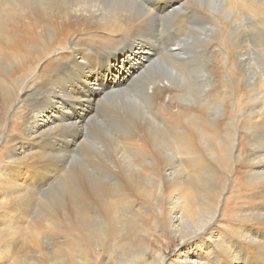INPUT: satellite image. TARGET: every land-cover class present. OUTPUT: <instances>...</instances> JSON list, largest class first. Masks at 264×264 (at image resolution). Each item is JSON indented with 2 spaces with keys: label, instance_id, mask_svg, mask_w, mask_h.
<instances>
[{
  "label": "bare ground",
  "instance_id": "6f19581e",
  "mask_svg": "<svg viewBox=\"0 0 264 264\" xmlns=\"http://www.w3.org/2000/svg\"><path fill=\"white\" fill-rule=\"evenodd\" d=\"M195 17L210 22L193 30L187 22ZM244 17L255 31L262 28L264 0H0V245L14 241L6 234L20 222L36 227L29 247L36 254L12 251L4 258L94 264L96 251H110L122 235L126 241L116 247L122 259L160 264L163 250L135 244L141 200L157 208L160 229L182 239L196 233L213 239L211 225L235 212L264 218V75H253L246 55ZM162 35H172L166 48ZM190 36L207 48L205 90L178 73L192 61L182 51ZM129 67L148 75L144 93L152 111L142 120L127 118L96 152L83 145L91 104H100L103 86L113 93L130 87L138 71L130 76ZM67 75L80 89L65 87ZM70 100L74 114L66 108ZM76 150L84 161L68 168ZM245 183L250 206L238 204ZM250 222L229 225L227 240L211 241L218 257L183 260L250 264L264 257V231L258 238L257 221Z\"/></svg>",
  "mask_w": 264,
  "mask_h": 264
},
{
  "label": "rangeland",
  "instance_id": "374dc122",
  "mask_svg": "<svg viewBox=\"0 0 264 264\" xmlns=\"http://www.w3.org/2000/svg\"><path fill=\"white\" fill-rule=\"evenodd\" d=\"M174 1L175 0H172V2ZM198 3L202 5L201 2L198 1ZM239 18L240 17L237 18L238 21L240 20ZM241 19H243L242 28H244L243 34H244V40H245L244 44L246 45V55L252 67L257 69L256 73H254L253 75L254 76L259 75L258 77H262L264 75L263 73V69H264V43H263L264 42V21L262 24V28L260 29L258 28L257 31H255L253 28L249 27L250 25H252L251 19H249L248 17H244ZM201 20H202V17L191 18V20L187 22V24L189 25L192 23L191 28L193 30L194 28L198 27L201 22H202L201 23L202 25L208 26V23H204L203 21H206V22H210V21L208 20L201 21ZM256 22H257V18H256ZM171 24L173 25L172 21L162 22V25L165 29L168 28L170 31H176L175 27H173ZM187 24H186V27L184 28L186 31L185 30L183 31V35L181 38L182 40L183 38L184 39L186 38L187 33H188ZM203 36H204V40L206 41L211 40V36L209 34H206ZM161 38H162V45L164 48H166L169 45V41L172 38V35H162ZM218 40L219 39L216 40L215 38V40L212 41L213 44L216 43L214 45L212 44L213 45L212 48L218 45ZM155 48H152L153 52H155ZM182 51L185 54H187V56L189 55V58L192 61L190 65H188V67L185 68V70L181 68L179 69V71L177 70L178 73H181L182 71L181 75H184L185 77L187 76L189 80H192L195 83L198 82L199 84H202L205 82V84H207L208 82L206 81V79L210 78V74H209V71L206 65L207 62L205 61L206 55H207V48H205L204 45L197 40V37L190 36V38L187 41V44L184 47V50ZM67 67H69V65ZM128 70L130 72V76L134 75L135 74L134 72L138 71V70L135 71L133 67H129ZM251 78L252 77H249L250 81H251ZM64 79H66V84L64 85L67 89L69 88L68 89L69 91L71 89H75V90L80 89L79 81L77 82L73 80L71 81L68 75L65 76ZM195 79L197 81H195ZM148 80H149V77L145 72L138 71V73H136L134 76L133 83L128 88H127L128 85L122 86L120 88H123V87L124 88L126 87V88L113 93V91H108V90H113V89L108 88L107 90L106 86H103V90L105 92H103V95H101L100 97V104L99 103L91 104L92 109H91L90 114H93V115L84 124V136H85L84 140H86V141H83L84 146L94 149V151L96 152L103 150L101 148L102 146L104 147L103 145L104 140L111 141L113 138H116V136L118 135V132L124 128V122L127 118L142 120L146 116H149V114L152 111V105L150 102L149 94L147 96L144 93L145 91L144 87H146L144 85L147 83ZM125 82L129 83L130 80L128 82L127 80H125ZM125 82L124 84H126ZM262 82L264 83V80ZM103 83H107V82L104 80ZM202 86L204 90L207 88V86H205L204 84H202ZM17 94H18V97H20L21 95L20 90L17 91ZM237 95L238 93L236 94L235 98L233 97V104H236ZM97 97H99V95ZM71 101L72 100H70L68 105H66V108L67 110L70 109V112H68L69 110L67 111L69 114L70 113L74 114L73 105H71L72 104ZM231 101L232 99L230 100V102ZM238 102H237V105H238ZM247 104L242 105V106H244L245 108ZM67 112L63 114L62 116L63 119L66 118V116L64 115ZM5 117L7 120H9L10 115L8 112L6 113ZM41 123H47V121H43V122L41 121ZM3 140L4 139H2V137L0 136V150L2 149L1 146H2ZM100 143L102 144V146ZM68 145L70 149L72 144L69 143ZM92 145L94 146L92 147ZM76 151L77 152L73 151L71 153L72 157L68 159V163H67L68 168H72V169L80 168L84 161L82 157V153L78 150ZM87 166L89 167V169H93L92 166L90 167V164H87ZM245 184L243 186L242 191H240L241 194L239 192L237 195V197H240L238 198L240 200L238 204L243 202V203H246L248 206H250L251 204L248 203V200L251 198L250 197L247 198V195H246V189L248 187V183H245ZM226 194H228V192H226ZM8 196H9L8 194H5L4 198L6 199ZM3 200H4L3 197L0 195V202ZM223 205H224V200L222 199L219 207L222 208ZM35 208H33L34 210L32 209L33 211L31 210L33 212L30 215L31 217L36 212ZM221 208H220V211H221ZM138 209H140V215L143 217V219L139 221L141 224L140 229H137L138 231L137 230L135 231V236H138V239H135V244L149 245V249H152L154 253L159 252V250L160 251L163 250L165 254V258L160 264H196L195 261L194 263H187L183 260V258H186L187 260L196 259L199 262H204L207 257L210 258V260H212L214 256L218 257L219 255L216 254L218 253V250L214 247V241L213 242L211 241L216 240L219 236H222L223 239L227 240V238L231 236L230 232L226 230L227 226L230 225V226L235 227L238 225L240 221L242 222L241 225L247 226L249 225V223H251L250 222L251 220H256L257 223L255 226L259 230L255 231V235L258 238H260V234H261L260 231L261 230L264 231V218H255V216H252V215H242V213L236 214L235 212L234 214L229 215L223 220H216V222L211 225L210 229H211V234H213L212 236L213 239H209L210 236H208L205 233L201 235L196 233L197 235L194 234V235H191L189 237L182 239L179 233L177 234L172 233L168 229H163V230L160 229L159 224L156 223V221H158L157 220L158 212H157V208L154 207L153 202L146 204L141 200L138 206ZM216 217H217L216 219H218L219 217L218 213L216 214ZM3 227H5V224L2 223V221H0V229ZM17 227L19 230L17 229V231L7 232L6 238H5L6 241L8 242L12 240L14 241L11 242L10 244H7L6 248H2V246L0 245V264H11V260L8 259L7 257L4 258V256H8V254L12 251L14 252H25L26 251L28 253L36 254V251H33L31 248H29L30 246H34V243L36 242V227L30 226V224H28L27 222H20L17 225ZM126 230L127 229L122 230L120 233ZM121 236L122 235H120L119 237H115L114 240L111 241L112 249L110 251H106L105 249H100L101 252H99L100 250L96 251L98 256L94 264H116L120 262H122L123 264H131L133 262V261H130L131 257H124V259H122L120 256L122 252L117 250L119 248V245L122 246L123 244L122 242L126 241V239H124L123 236L122 237ZM231 240L233 239L231 238ZM213 250L215 253L211 252ZM10 256H12V254ZM247 256H248V262H249L250 255H247ZM241 257H242V254H241ZM126 260L127 261L129 260V261L127 262ZM225 263H228V261H225ZM250 264H264V257L263 256H253V259L251 260Z\"/></svg>",
  "mask_w": 264,
  "mask_h": 264
}]
</instances>
